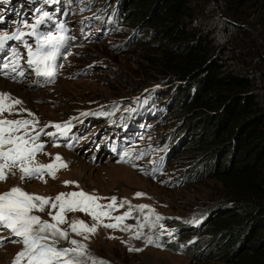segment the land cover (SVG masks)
Returning <instances> with one entry per match:
<instances>
[{
	"label": "rangeland",
	"instance_id": "374dc122",
	"mask_svg": "<svg viewBox=\"0 0 264 264\" xmlns=\"http://www.w3.org/2000/svg\"><path fill=\"white\" fill-rule=\"evenodd\" d=\"M108 1L110 0H80L76 4L77 9L72 10L73 21L79 19V5L84 6L92 2L90 7L97 9L111 5L115 0ZM198 3L208 9H218V4L222 5V1L217 3V0H193L194 5L197 6ZM133 30L131 22L123 17L118 29L107 35V38H102L96 43L86 40L77 42L58 80L50 85L34 81V77H30L31 70H27L23 78L15 81L7 79L25 84L27 90L36 94L30 99V108L21 104L13 105L10 110L6 108L0 113V120L38 121L34 128H28L29 136L40 135L39 140L28 145L35 148L37 142L44 144L51 140L53 136H46L44 132L54 133L52 125H64V122L69 120L73 124V118L81 112L80 110L127 98L146 87H157L160 90L158 101L168 97L164 101L167 114L155 123L151 132L139 144L146 147L149 156L157 160L163 155L167 145L177 142L176 150L163 171L153 176L150 174L153 161L145 167H135L113 159L114 154L107 157L105 152L111 142L116 145L115 140L127 132L124 125L102 121L101 125L97 123L90 129L87 135L82 134L85 131L82 126L75 128L73 134H61L74 138V141H71L72 149L67 150L50 143L42 153H35L31 166L53 165L54 178L48 171L39 179H22L23 173L18 168H13L10 172L6 171L7 179L0 181V191L20 187L32 195L48 198H55L60 193L83 191L98 197L104 204L112 203L110 198L115 196V203L119 205L118 214L132 213L131 217L120 222L118 228L105 226L111 223L109 217L100 215V218L96 219L92 215L93 212H101V209L96 207L97 203L87 213L81 210L64 213L66 222L59 224L58 228L67 232L68 238L58 237L54 246L74 248L76 246L70 243L73 239L85 245L87 253L76 257L80 264H95L98 260H103L106 264H230L209 252L212 250L210 247L214 245V238L207 228L210 218L223 208L225 190L215 178L197 172L198 163L190 162L191 157L183 154L186 143L184 141L179 147L177 139L182 137V131H188L187 122L191 120V116L182 119L177 111L178 102L167 93L171 92L173 85H170L167 77L160 74V68H156L149 59L153 53L152 48L146 45L147 43L133 44ZM144 84L146 85L142 86ZM6 101L9 102L5 104H12L11 100ZM29 111L32 114H29ZM160 117L161 113L151 123ZM99 127L105 130L103 135H100L101 131H97ZM5 128L10 130L8 126ZM17 134L23 135L24 130L21 129ZM56 135L58 133L54 136ZM61 143L68 144L65 140ZM57 155L62 158L60 161L56 160ZM73 158L77 161H71ZM65 164L66 166H62ZM121 169L125 171L113 173ZM6 192L9 191L4 193ZM137 193L144 195L137 196ZM123 201L127 203L120 207ZM144 205L148 207H140ZM49 210V207L45 206L44 211L33 210L31 214L41 217L43 221L56 223L55 219L49 216ZM156 216L162 219L157 221ZM187 220L196 225L192 229L185 227L183 223ZM199 220L202 222L198 223ZM79 221L85 222L84 228H81ZM73 223H77L78 231H83L84 236L72 231ZM93 225L95 232H87L86 228ZM128 227L131 230H126ZM137 233H140L138 239L135 238ZM163 235L169 238L177 235L178 242L189 241L194 245L192 249H201L192 254L169 250L156 244V238ZM6 237L17 242L0 246V264L10 263L25 248L21 245L22 242H18L19 238L12 236L9 231L0 232V238ZM149 237L153 239V243L147 242ZM130 248L140 250H129Z\"/></svg>",
	"mask_w": 264,
	"mask_h": 264
},
{
	"label": "trees",
	"instance_id": "16d2710c",
	"mask_svg": "<svg viewBox=\"0 0 264 264\" xmlns=\"http://www.w3.org/2000/svg\"><path fill=\"white\" fill-rule=\"evenodd\" d=\"M219 1L208 9L193 0H115L100 8L111 11L103 38L123 17L131 22L133 44L152 48L149 59L173 85L167 93L177 111L191 116L179 147L185 141L197 172L225 190L223 208L208 221L209 252L230 264H264V0ZM158 91L145 94L157 104L152 128L167 114L168 97L158 101ZM166 147L174 153L177 142ZM177 237L156 244L184 254L201 249Z\"/></svg>",
	"mask_w": 264,
	"mask_h": 264
},
{
	"label": "snow or ice",
	"instance_id": "6c2138e0",
	"mask_svg": "<svg viewBox=\"0 0 264 264\" xmlns=\"http://www.w3.org/2000/svg\"><path fill=\"white\" fill-rule=\"evenodd\" d=\"M45 3H54L58 0H43ZM38 18L35 23L29 24L27 20H21L16 29L11 33L4 31L0 32V76L6 77L10 80H17L18 78L25 77L27 70H31L36 77H44L47 82L52 83L55 81L63 64H57L58 58L70 55V52L65 51L69 48L70 41L74 40V36L68 35V27L65 22H54L53 15L48 11L37 8ZM0 17V21H2ZM41 26L46 27L48 30H41ZM28 28L30 31L25 32L24 29ZM27 37V38H26ZM29 39L33 43H29ZM26 52H21L20 48ZM23 62V63H22ZM11 100L12 104H5V100ZM22 100L14 98L10 93L0 91V113L6 108L11 109L13 105L22 104ZM28 111V110H26ZM29 114H32L29 112ZM82 115H87L83 113ZM38 121L24 120H0V181L6 180V171L10 172L13 168H18L22 173V179L42 178L45 170L52 173L53 165H39L32 167L31 163L35 153L41 151L43 144L35 148L28 145L40 139V135L29 136V126L35 127ZM72 121L64 122V127H70ZM8 126L10 130H6ZM53 127L60 129L62 125L56 123ZM24 130L23 135H18ZM46 136H54L55 133L44 132ZM54 146H59L54 144ZM72 147L71 144L67 145ZM128 155L127 152L124 153ZM145 155L140 153V156ZM139 158V157H137ZM62 158L57 155L56 160L60 161ZM62 166H66L62 165ZM66 184L69 182H65ZM143 193H137V196H143ZM66 197L71 199L66 200ZM99 199L86 194L83 191L73 192L69 194L60 193L55 198L41 197L32 195L20 187L12 188L11 191L0 195V232L5 230L9 231L12 236L19 238L25 246L24 251L18 254L17 264H21L20 258H27L29 264H80L76 257L82 256L87 253L85 245L80 244L77 240L70 241L74 248H58L55 245L58 237L64 239L68 238V234L58 228L59 224L65 223V211L81 210L90 212L95 201ZM112 203L101 206L99 208H107L112 210L115 207L117 198L112 196ZM127 201H123L120 207H123ZM49 207V216L54 218L56 223L43 221L41 217L31 214L33 210L44 211V207ZM147 208V205L140 206ZM58 209L59 215L53 216V211ZM109 216V212L97 213L93 212L92 215L99 219L100 215ZM132 216L131 212L124 215L111 217L117 222L124 221ZM157 221L161 220L160 216H156ZM81 228L85 227L84 221L78 222ZM192 223V221H188ZM108 228H118L119 223H109L105 225ZM72 231L84 236L83 231H78L77 223L71 225ZM95 225L87 227L86 231L89 233L95 232ZM126 230H131L130 227ZM87 238V237H85ZM135 238H140V233L136 234ZM51 241V242H50ZM10 237L0 238V246L5 243H16ZM148 243H153L151 237L147 240ZM139 251L140 249H129ZM73 255L70 256L69 254ZM95 264H106L103 260H98Z\"/></svg>",
	"mask_w": 264,
	"mask_h": 264
},
{
	"label": "bare ground",
	"instance_id": "6f19581e",
	"mask_svg": "<svg viewBox=\"0 0 264 264\" xmlns=\"http://www.w3.org/2000/svg\"><path fill=\"white\" fill-rule=\"evenodd\" d=\"M27 89L28 88H26L25 84H23V83L11 82V81L7 80V78L0 76V91H3L5 93H10L11 96L14 97V98H19L23 102L21 105H23L26 108H30L31 107L30 99H33V97L35 96L36 93L35 92H31V91H29ZM59 120H62V119H59ZM75 160H76V158H73L71 161H75ZM123 171H125V170L121 169L118 172H113V171L112 172L114 174H119V173H121Z\"/></svg>",
	"mask_w": 264,
	"mask_h": 264
}]
</instances>
